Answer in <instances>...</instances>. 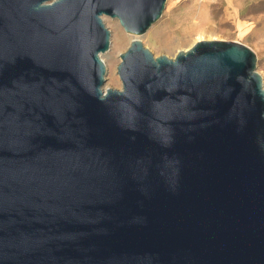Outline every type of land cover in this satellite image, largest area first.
<instances>
[{
    "label": "water",
    "instance_id": "1",
    "mask_svg": "<svg viewBox=\"0 0 264 264\" xmlns=\"http://www.w3.org/2000/svg\"><path fill=\"white\" fill-rule=\"evenodd\" d=\"M166 1L0 0V264H264L256 56L155 57ZM104 16L135 36L119 90Z\"/></svg>",
    "mask_w": 264,
    "mask_h": 264
},
{
    "label": "rangeland",
    "instance_id": "2",
    "mask_svg": "<svg viewBox=\"0 0 264 264\" xmlns=\"http://www.w3.org/2000/svg\"><path fill=\"white\" fill-rule=\"evenodd\" d=\"M103 20L111 32L109 50L101 54L106 65L104 87L119 90V54L135 36L125 32L117 19ZM138 38L155 57L169 58L199 40L242 43L255 54L264 85V0H167L161 17Z\"/></svg>",
    "mask_w": 264,
    "mask_h": 264
}]
</instances>
